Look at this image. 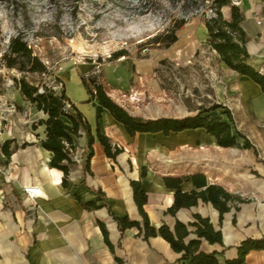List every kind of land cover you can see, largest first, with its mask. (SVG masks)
<instances>
[{
	"label": "rangeland",
	"instance_id": "1",
	"mask_svg": "<svg viewBox=\"0 0 264 264\" xmlns=\"http://www.w3.org/2000/svg\"><path fill=\"white\" fill-rule=\"evenodd\" d=\"M222 11L230 17L229 5ZM213 14L212 0H0V150L7 136L42 129L33 122L45 115L23 97L14 80L21 73L2 56L11 36L23 31L53 69L48 81L59 88L55 75L62 77L82 111L80 104L102 102L134 127L140 140L164 145L148 159L140 146L131 149L140 166L146 161L165 174H187L194 157L189 151L195 150L189 140L217 139L206 126L217 120L227 123L220 132L225 143L217 139L220 150L199 153L197 164L217 162L223 174L247 182L262 177L255 167L264 164V116L251 104L257 106V98L264 103V91L247 100L239 88L241 73L209 44L206 18ZM173 33L177 39L170 42ZM126 59L133 61L127 86L114 76L115 66ZM188 122L203 124L197 126L203 131ZM179 137L185 141L174 147ZM227 187L255 194L250 184Z\"/></svg>",
	"mask_w": 264,
	"mask_h": 264
},
{
	"label": "crops",
	"instance_id": "2",
	"mask_svg": "<svg viewBox=\"0 0 264 264\" xmlns=\"http://www.w3.org/2000/svg\"><path fill=\"white\" fill-rule=\"evenodd\" d=\"M240 6L244 12L242 26L246 33L245 45L250 53L248 60L264 72V0H242ZM114 73L115 78L127 86L133 74V61H122L115 66ZM255 82L249 75L241 73L239 88L249 101L254 96L258 97L256 93L262 92L261 85ZM255 102L257 106L251 104L255 113L263 117V100L257 98ZM80 106L95 136L91 158L93 172H85L82 164L78 163L70 175L68 186L62 183L63 170L49 163L52 151L41 144V139L46 135L44 125L32 133L6 135V138H15L14 143H18V147L10 156L0 150V264H179L183 252L175 250L162 235L147 238L144 230L138 226L126 227L123 232L119 227V220L126 215L142 221L131 185L132 178L140 177L148 192V201L144 206L151 222L157 226L166 222L174 229L178 219L188 223L195 219L197 212L210 217L214 227L222 231V242L199 237L193 225L188 226L190 233L185 241L199 237V250L218 251V258L222 262L238 256L237 246L243 238L264 234L263 163H257L255 167L262 177L250 176L248 182L240 176L234 178V175L223 174L222 166L217 162L201 159L197 164L199 153L207 156L213 148L220 150L215 147L217 143L214 137L209 143L203 138L189 140L195 150L189 151L194 157L190 158L192 165L188 173L205 172L210 182L220 183L235 193H238L237 190L227 187L228 184L238 187L250 184L255 194L239 193L246 200L238 203V209L232 206L225 211L223 218L211 201L202 199L195 205L180 207L172 213L168 208L174 202V189L166 185L163 178L165 173L149 166L146 161H142L140 166L135 161V152L133 156L130 154L131 149L140 146L147 155L145 159H148L149 153L164 145L149 138L140 140L138 134H129L124 122L105 108L99 119L101 129L114 143L124 148L114 159L106 154L97 136L95 104ZM194 131L202 132L203 128ZM89 139L87 131L76 137V154L86 156ZM24 141L29 143L22 146ZM184 141L179 137L172 143L177 147ZM207 144L209 148H205ZM143 165H146L144 176ZM241 174L244 175L243 170ZM228 177L232 180H228ZM28 184L40 185L42 192L35 197L29 196L24 191V185ZM91 187L102 188L105 192L103 199H98V193ZM182 187L192 189L194 184L188 180L182 183ZM91 199L101 206H84L83 202ZM100 220L106 225L112 245L106 240ZM235 264H264V249H251L244 260Z\"/></svg>",
	"mask_w": 264,
	"mask_h": 264
},
{
	"label": "trees",
	"instance_id": "3",
	"mask_svg": "<svg viewBox=\"0 0 264 264\" xmlns=\"http://www.w3.org/2000/svg\"><path fill=\"white\" fill-rule=\"evenodd\" d=\"M212 2L215 14L206 18L209 44L219 52L222 61L238 72L251 76L261 85L264 91V72L260 71L248 60L250 53L245 45L246 33L242 26L244 19L242 7L240 4L232 3L231 0H212ZM225 5L231 7L230 17H225L223 14L222 7ZM176 39L177 35L173 33L169 41L172 42ZM115 54L120 56L122 51H117ZM2 56L8 67L16 68L21 73L20 76H15L14 80L23 97L35 104L45 114L38 121L33 122V127L37 128L39 125H44L46 135L41 139V144L52 151L50 165L63 170V185L68 186L70 184V175L78 163L82 164L85 172L92 173L91 158L94 154L92 143L95 136L92 133V126L87 116L67 92L64 79L59 75H55L61 84L59 88L56 84L48 81V77L53 74V69L35 51L23 31H18L11 36L8 47ZM90 92L93 98V90ZM94 104L98 120L97 136L104 145L106 154L116 159L124 148L114 143L111 137L102 131L99 122L104 109L108 108V106L102 102L97 103L94 101ZM110 110L124 122L129 134L134 135L136 133V129L124 121L115 110ZM211 123L216 127H211L207 123L206 126H208L209 131L216 135L220 143H225L220 132L225 130L227 123L217 120ZM202 125L197 122H188L187 124L188 127ZM217 125H221V127L217 128ZM198 128L203 127L195 129ZM84 131L90 134L89 149L86 156H80L81 161L79 162L75 157L77 149L76 137L82 135ZM217 139L216 143H218ZM14 140L15 138L9 137L2 142L1 149L8 156L11 155L14 148L18 147V143L12 144ZM28 143V141H24L22 146ZM142 175H146V165L142 167ZM163 178L166 185L174 189V202L168 208V211L172 213H175L180 207L195 205L199 199H202L211 201L220 210V217L223 218L225 211L230 210L232 206L238 209V203L246 200L240 194L228 190L224 185L210 182L207 174L202 171L182 175L165 174ZM188 180H191L194 184L192 189H184L182 187V183ZM131 185L135 202L142 214V221L131 219L126 215L119 220L121 231L123 232L129 226H138L141 230H144V235L147 238L151 235H162L170 241L175 250L183 252L179 258V264H235L244 260L251 249H264V234L261 236H247L237 246L238 256L226 258L222 262L218 258V251L199 250L201 242L199 237H206L211 242H222V231L214 227L210 217L203 216L197 212L194 215L195 219L188 223L178 219L174 229L166 222L157 226L151 222L144 206L148 201V192L143 187L142 178H132ZM91 188L98 193V199H103L105 192L102 188ZM83 204L88 208L101 206L100 203L93 199L86 200ZM100 224L105 232L106 240L112 245L105 223L100 220ZM189 225L195 226V232L199 237L192 238L186 242L185 237L190 233Z\"/></svg>",
	"mask_w": 264,
	"mask_h": 264
},
{
	"label": "built area",
	"instance_id": "4",
	"mask_svg": "<svg viewBox=\"0 0 264 264\" xmlns=\"http://www.w3.org/2000/svg\"><path fill=\"white\" fill-rule=\"evenodd\" d=\"M232 3L235 4H241L242 0H231ZM77 161H81V157L76 154L75 155ZM24 191L32 197H35L36 195L40 194L42 192V189L40 187V185L37 184H28V185H24Z\"/></svg>",
	"mask_w": 264,
	"mask_h": 264
}]
</instances>
